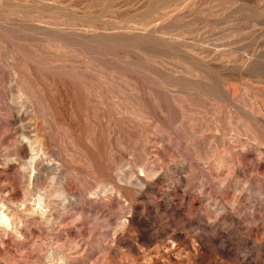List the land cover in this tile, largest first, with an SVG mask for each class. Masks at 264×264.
Returning a JSON list of instances; mask_svg holds the SVG:
<instances>
[{
  "label": "rangeland",
  "instance_id": "374dc122",
  "mask_svg": "<svg viewBox=\"0 0 264 264\" xmlns=\"http://www.w3.org/2000/svg\"><path fill=\"white\" fill-rule=\"evenodd\" d=\"M0 264H264V0H0Z\"/></svg>",
  "mask_w": 264,
  "mask_h": 264
},
{
  "label": "bare ground",
  "instance_id": "6f19581e",
  "mask_svg": "<svg viewBox=\"0 0 264 264\" xmlns=\"http://www.w3.org/2000/svg\"><path fill=\"white\" fill-rule=\"evenodd\" d=\"M2 215V214H1ZM4 216V215H3ZM3 216H1V219H4Z\"/></svg>",
  "mask_w": 264,
  "mask_h": 264
}]
</instances>
